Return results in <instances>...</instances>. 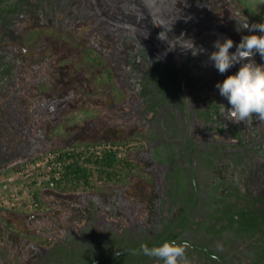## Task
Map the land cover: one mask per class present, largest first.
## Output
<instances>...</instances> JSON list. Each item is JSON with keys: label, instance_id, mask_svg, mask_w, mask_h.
I'll return each instance as SVG.
<instances>
[{"label": "flooded vegetation", "instance_id": "flooded-vegetation-1", "mask_svg": "<svg viewBox=\"0 0 264 264\" xmlns=\"http://www.w3.org/2000/svg\"><path fill=\"white\" fill-rule=\"evenodd\" d=\"M147 2L153 19L138 25L135 10L125 17L113 0H0V144L21 135L9 128L32 115L29 101L40 115L31 122L46 120L36 131L45 140L77 111L93 109L97 117L81 120L84 131L76 137L132 138L133 207L146 216L118 230L104 221L102 197L62 199L85 204L94 225L69 231V244L57 243L35 264H86L172 241L189 242L190 264H264V121L254 115L236 124L222 116L221 106H231L215 86L241 65L220 74L209 60L216 41L232 39L231 53L243 36L264 34L244 28L257 23L233 0ZM149 27L173 30L171 47L156 46ZM188 41L194 49H185ZM253 59L264 65L258 53ZM116 194L115 209L127 211L129 201ZM50 198L52 207L61 201ZM126 255L132 256L99 264H162Z\"/></svg>", "mask_w": 264, "mask_h": 264}, {"label": "rangeland", "instance_id": "rangeland-1", "mask_svg": "<svg viewBox=\"0 0 264 264\" xmlns=\"http://www.w3.org/2000/svg\"><path fill=\"white\" fill-rule=\"evenodd\" d=\"M113 1H115V5L113 6H115L116 9L121 12L120 14L125 17L132 13L131 10H135V13L138 16L137 19H140L139 23H137L138 25H140V21L144 18L153 19L154 7L152 4L148 3L147 0ZM233 1L235 2L237 8L242 10L248 18H252L256 23H264V0ZM149 28L150 29L147 28L146 31L148 35L153 38L156 46L162 47V49L171 47L173 30L170 32V30L165 27L163 32L166 33V40H160L158 37L162 31L159 32L153 27ZM108 87H112V84L110 83ZM22 101L23 98L17 99V103ZM28 104L29 106L35 105L33 101H29ZM96 114V111L93 109H81V111H77L75 115L70 117L67 122L57 125L54 132L56 131V134L61 135L63 143H94V140L90 137L82 136L83 134L78 138L76 137V141L71 142V140H73V136L84 131H81L80 125L86 123V121L89 122L88 120L92 117L95 119L97 117L95 116ZM81 120H83L84 123L80 122ZM97 122L98 120L95 123ZM85 125L88 126L87 124ZM11 131L12 129H10V132ZM1 133L4 135L5 129H1L0 127V134ZM12 135L5 138V143L16 140L15 136ZM131 139L129 140L133 143ZM52 149H57V147ZM130 153L131 157L135 159L134 152L132 151ZM137 177L138 176L134 171L128 175L125 183L99 184L94 190L81 189L75 193L73 192L74 194L72 195L81 196L83 197V200H86V202L93 201V197L96 195L102 197L105 203V210H101V213L105 218L104 221L111 224L110 227H115V229L118 230L130 229L133 225L135 217L146 218L145 214H138L137 216L133 207L136 204L134 192ZM118 191L122 193L121 195L123 199L129 201L130 203L128 204L127 211L115 209L114 198ZM83 200L81 199V201ZM87 208L88 207L85 204L61 199L60 202L56 203V205L52 207L49 214L41 213L42 216L34 219L32 222L27 220L23 213L9 214L0 210V224L2 225V230H0V264H35L41 259H44L51 247L57 243L65 245L67 242V244H69V231L72 230L77 234L78 231L82 232L87 226L93 227L96 217L93 216L92 211ZM7 223L12 224V227L8 228Z\"/></svg>", "mask_w": 264, "mask_h": 264}, {"label": "clouds", "instance_id": "clouds-1", "mask_svg": "<svg viewBox=\"0 0 264 264\" xmlns=\"http://www.w3.org/2000/svg\"><path fill=\"white\" fill-rule=\"evenodd\" d=\"M244 28L248 32L264 33V23L251 26L245 24ZM158 39L166 40V33H160ZM188 42L190 47L185 49H194L192 42ZM214 47L217 51L210 54L209 60L214 62V67L220 74L226 73L237 64L241 65L235 75H229L215 86L231 106L228 109L221 106L222 116L236 124L250 122L254 115L259 121H264V65H257L253 59L257 53L264 59V35L243 36L240 43L235 45V52L231 53L230 49L234 47L232 39H225L223 43L216 41ZM244 61L247 62L242 63ZM189 247L188 241L179 244L172 241L151 248L145 244L142 245V251L162 264H190L186 255ZM218 250H222V246L218 245ZM213 259L216 257L213 256Z\"/></svg>", "mask_w": 264, "mask_h": 264}, {"label": "built area", "instance_id": "built-area-1", "mask_svg": "<svg viewBox=\"0 0 264 264\" xmlns=\"http://www.w3.org/2000/svg\"><path fill=\"white\" fill-rule=\"evenodd\" d=\"M132 150L133 144L129 141L106 140L47 150L17 163L0 171V209L48 213L53 205L45 200L42 193L44 190L61 192L59 184L75 156L101 159L107 153H113L122 157Z\"/></svg>", "mask_w": 264, "mask_h": 264}, {"label": "trees", "instance_id": "trees-1", "mask_svg": "<svg viewBox=\"0 0 264 264\" xmlns=\"http://www.w3.org/2000/svg\"><path fill=\"white\" fill-rule=\"evenodd\" d=\"M74 158V161L67 167L58 187L63 193L76 192L81 189L94 190L99 184L125 183L128 175L134 172L137 167L135 160L131 157V153H127L122 157L107 153L101 159L80 155ZM7 225L8 228L12 227V224ZM32 237L35 238L34 236ZM129 256L132 255H124V257H119L118 259H125ZM118 259H113V261L109 262H114ZM71 264H79V262L73 261Z\"/></svg>", "mask_w": 264, "mask_h": 264}, {"label": "crops", "instance_id": "crops-1", "mask_svg": "<svg viewBox=\"0 0 264 264\" xmlns=\"http://www.w3.org/2000/svg\"><path fill=\"white\" fill-rule=\"evenodd\" d=\"M49 105V104H48ZM30 110V113L32 114L30 117L27 114H22L20 119L22 121L21 124H19L18 128H15V126L12 124V126L10 127V129L12 130H18L20 132V136L19 137H15L16 140L13 141H9L8 142H4L5 144L2 146L0 144V146L3 148H5V151L0 152V171H5L7 169H9L10 167H12L13 165L20 163L22 161L25 160H30L36 156H38L39 154L50 150L52 148H61V147H66L69 145H77V144H82L77 143V142H73V143H63L62 142V138L61 135H58L54 132V129L56 128H52V130H50L49 132V137L47 138V140L44 139L43 135H38L36 134V131L39 130L41 127H45V123L46 120H39L37 122V124H34L33 121L31 122V117H37L40 116L39 113L36 114L35 110H36V105L34 106H30L28 108ZM35 113V114H34ZM11 121H13V119H11ZM30 127L31 131H30V135H28L25 132V127ZM33 129V130H32ZM77 131V130H76ZM79 135V134H78ZM77 135L73 136V140L72 141H76L77 139H75ZM91 143V142H90ZM47 190L43 191V195L45 196V200L48 201V203H50L51 201H49L51 198V196H47V194L45 193ZM52 200V199H51ZM53 204V203H52ZM1 211L7 212V213H12V214H21L23 213L25 216H31L33 214H38V215H42L41 213H34V212H25V211H15V210H3L0 209ZM34 219H37L35 217H33Z\"/></svg>", "mask_w": 264, "mask_h": 264}, {"label": "water", "instance_id": "water-1", "mask_svg": "<svg viewBox=\"0 0 264 264\" xmlns=\"http://www.w3.org/2000/svg\"><path fill=\"white\" fill-rule=\"evenodd\" d=\"M45 193L47 194V196H56L60 199H69L70 197L73 196L72 194H69V193H61V192H56V191H52V190H47ZM41 216L42 215L33 214L30 217L40 218ZM133 253L144 254L142 250L129 248V249L113 252L112 254L105 256L104 258L95 259L94 261H91V262L86 263V264H99L101 262L110 260V259L118 257V256H123L126 254H133Z\"/></svg>", "mask_w": 264, "mask_h": 264}]
</instances>
